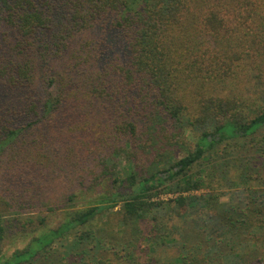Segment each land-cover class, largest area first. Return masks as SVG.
I'll return each instance as SVG.
<instances>
[{
  "label": "trees",
  "instance_id": "obj_1",
  "mask_svg": "<svg viewBox=\"0 0 264 264\" xmlns=\"http://www.w3.org/2000/svg\"><path fill=\"white\" fill-rule=\"evenodd\" d=\"M34 206L66 210L4 258ZM39 258L264 264V0H0V264Z\"/></svg>",
  "mask_w": 264,
  "mask_h": 264
},
{
  "label": "rangeland",
  "instance_id": "obj_2",
  "mask_svg": "<svg viewBox=\"0 0 264 264\" xmlns=\"http://www.w3.org/2000/svg\"><path fill=\"white\" fill-rule=\"evenodd\" d=\"M238 143H239L238 141H236L235 143L230 142V147L231 146L236 147L234 149V154L237 155L238 152L248 153L251 151V147L249 146L248 141H246V144L243 147L240 146ZM226 146L227 145H225L224 143H221L219 146H217L216 149H217V151H221ZM180 151L181 150H179L175 153H177L178 156L183 155V153H181ZM68 154H70V153H68ZM129 155H130V153H125V152L114 154L116 161L119 162L117 171L123 172L124 167H127L126 159L129 157ZM124 172H125V170H124ZM209 172L210 171H206L205 175H207ZM44 179H46L48 181V186H47L49 188L48 194L51 193L50 195L46 196V198L52 199V200H57V201L58 200L60 201L61 198L64 196V192H65L64 186L67 185V183H70L73 181V178H65L64 176H62V178L58 177L55 179H51L49 176H46V177H44ZM252 185L258 186L256 181H254V184H252ZM19 191H21V190H19ZM169 196H171V195L162 194L161 197H169ZM220 200L221 201H227V197L221 196ZM79 204L80 203H78V205ZM118 208H119V205L112 208L110 210V212L113 213L114 210H116ZM32 210L31 209H22L21 212H19V213L13 212L11 214H8V215L5 214L4 215V220L6 221V224L7 223L10 224V226L6 228V234H5L4 240L2 242L1 256H4V258L10 256V254H12L16 250L22 249L23 247H25L27 245V243H29V241L33 237L41 234V226H36L37 223L34 220L32 222H28L29 224L24 225V226H22V221L25 222V219H27L28 217H31V216L40 218V217H42V215H45V218L47 219V221H46L47 226L52 228V227H55L56 225H58L62 221L63 213H65L66 208H63L61 206L60 209L49 212V211H41V208L39 209L38 207L34 206V207H32ZM17 214H19V215H17ZM113 222H114V220H113ZM93 225H94V230L97 232V234L100 237H105V236H107L106 234L109 235L112 233V232L108 233L112 229H116L115 227H113L114 224L111 226H108V222H107V218H106L105 214L103 217H100V218L96 217L95 220L93 221ZM72 237H73L72 233H67L65 238L62 237V240L67 243L68 241H70L72 239ZM57 245H58V243H57ZM56 249L57 250L59 249L58 246ZM173 254H174V248L171 246H162L160 248L158 247L156 252H154V255L162 261H164L165 259H168ZM1 260H4V259H1ZM37 263L41 264V258L38 259Z\"/></svg>",
  "mask_w": 264,
  "mask_h": 264
}]
</instances>
